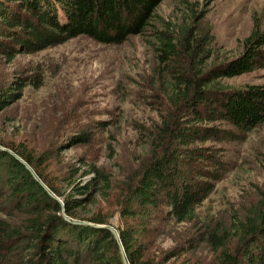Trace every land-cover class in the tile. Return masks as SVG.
<instances>
[{
    "label": "trees",
    "instance_id": "16d2710c",
    "mask_svg": "<svg viewBox=\"0 0 264 264\" xmlns=\"http://www.w3.org/2000/svg\"><path fill=\"white\" fill-rule=\"evenodd\" d=\"M163 1L0 0V56L12 60L81 35L104 45L148 37L165 102L158 122L140 136L146 161L128 192L134 208H164L180 223L195 219L196 208L227 171L217 145L241 141L264 123V85L223 83L264 67V32L253 29L239 55L219 61L211 36L193 24L156 21ZM181 6L194 20L193 4L182 0ZM20 81L15 77L0 87V113L20 99ZM39 166L37 157L0 140V264H124L120 247L128 264L142 262L131 227L118 231V242L96 216L77 220L75 210L85 200L62 196ZM94 173L93 183L109 187L110 177ZM214 228L201 240L215 264H264V196L244 216L233 215L227 228Z\"/></svg>",
    "mask_w": 264,
    "mask_h": 264
},
{
    "label": "rangeland",
    "instance_id": "374dc122",
    "mask_svg": "<svg viewBox=\"0 0 264 264\" xmlns=\"http://www.w3.org/2000/svg\"><path fill=\"white\" fill-rule=\"evenodd\" d=\"M181 1L164 0L156 21L193 24L211 36L219 61L239 55L253 29L264 32V0H186L194 20ZM145 38L104 45L81 35L12 60L0 56V87L15 77L24 84L20 99L0 113V140L37 157L39 171L62 196L85 200L77 220L96 216L117 235L131 227L143 251L140 264H215L201 234L227 228L233 215L244 216L264 196V123L241 141L217 145L227 171L195 219L177 223L164 208H134L128 189L146 161L140 136L158 122L165 102L160 66ZM223 83L264 85V67ZM94 169L110 177L109 187L93 183ZM76 186L85 193H75Z\"/></svg>",
    "mask_w": 264,
    "mask_h": 264
},
{
    "label": "water",
    "instance_id": "95a60500",
    "mask_svg": "<svg viewBox=\"0 0 264 264\" xmlns=\"http://www.w3.org/2000/svg\"><path fill=\"white\" fill-rule=\"evenodd\" d=\"M26 168L27 169H29V167H27L26 166ZM34 178H35V176H34ZM51 196H53L48 190H46ZM55 199H57L59 202H60V204H62V202H61V200H59L57 197H55V196H53ZM63 205V204H62ZM64 218H65V216H64ZM75 223H78V224H89V223H86V222H75ZM109 230L111 231V233L113 234V236H114V238L119 242V237H118V235L114 232V231H112L110 228H109ZM120 250H121V255H122V259H123V262H124V264H127V262H126V259H125V256H124V254H123V250L121 249V247H120Z\"/></svg>",
    "mask_w": 264,
    "mask_h": 264
}]
</instances>
